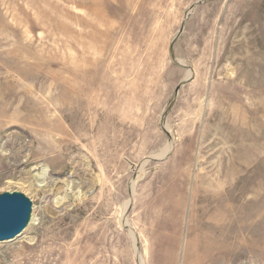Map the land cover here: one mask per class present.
Returning <instances> with one entry per match:
<instances>
[{
  "label": "rangeland",
  "instance_id": "obj_1",
  "mask_svg": "<svg viewBox=\"0 0 264 264\" xmlns=\"http://www.w3.org/2000/svg\"><path fill=\"white\" fill-rule=\"evenodd\" d=\"M2 140L0 264H264V0H0Z\"/></svg>",
  "mask_w": 264,
  "mask_h": 264
},
{
  "label": "water",
  "instance_id": "obj_2",
  "mask_svg": "<svg viewBox=\"0 0 264 264\" xmlns=\"http://www.w3.org/2000/svg\"><path fill=\"white\" fill-rule=\"evenodd\" d=\"M31 211L32 201L23 192H0V241L19 236L31 219Z\"/></svg>",
  "mask_w": 264,
  "mask_h": 264
},
{
  "label": "bare ground",
  "instance_id": "obj_3",
  "mask_svg": "<svg viewBox=\"0 0 264 264\" xmlns=\"http://www.w3.org/2000/svg\"><path fill=\"white\" fill-rule=\"evenodd\" d=\"M0 145H1V147H4V145L6 147L8 146L9 149H10L11 156L14 154L13 149L11 148V143H9V141L2 140L1 143H0ZM27 150L28 149H26L25 148V145H24L23 151L26 152ZM165 151H167V150H165ZM25 155H27V154H25ZM43 172L44 171H42L40 173V175H43ZM204 197L207 198L206 196H204ZM234 211L235 210L232 207H216V208H214L211 211V213L209 214V218L212 220V222H211V224H209L207 226V229L208 230H212V231L213 230H218L219 231V230H221V228L222 229L225 228V231L227 230L226 236H231V235L237 234L235 232L238 230V225L235 223V218L233 217ZM236 218H237V216H236ZM247 218H248V216H246L243 220L246 221ZM130 233H131V237L133 239V243H134V246H135L136 239L134 237L133 232L131 231ZM245 241H247V240H245Z\"/></svg>",
  "mask_w": 264,
  "mask_h": 264
}]
</instances>
